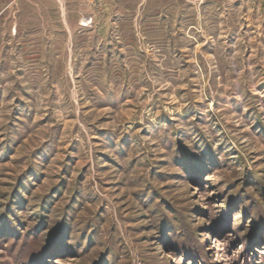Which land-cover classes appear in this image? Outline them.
<instances>
[{
    "label": "rangeland",
    "instance_id": "obj_1",
    "mask_svg": "<svg viewBox=\"0 0 264 264\" xmlns=\"http://www.w3.org/2000/svg\"><path fill=\"white\" fill-rule=\"evenodd\" d=\"M0 264H264V0H0Z\"/></svg>",
    "mask_w": 264,
    "mask_h": 264
}]
</instances>
